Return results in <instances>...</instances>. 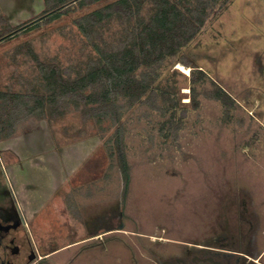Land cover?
I'll return each mask as SVG.
<instances>
[{"label":"rangeland","instance_id":"1","mask_svg":"<svg viewBox=\"0 0 264 264\" xmlns=\"http://www.w3.org/2000/svg\"><path fill=\"white\" fill-rule=\"evenodd\" d=\"M112 1L0 42V90L35 81L38 63L21 50L25 44L41 62L64 68L86 59L91 47L75 20ZM29 3L0 11V31L46 8L45 0ZM184 54L235 99L232 117L208 96L210 82L199 87L194 107L192 67L186 72L176 64L180 127L167 135L162 124L171 113L143 104L119 123L130 166L125 200L111 154L117 126L83 120L72 107L63 117L30 118L12 137L0 132V209L20 210L40 248L58 249L41 264H154L153 253L176 252L178 242L215 241L221 224L241 216L258 226L264 249V0H221Z\"/></svg>","mask_w":264,"mask_h":264},{"label":"trees","instance_id":"2","mask_svg":"<svg viewBox=\"0 0 264 264\" xmlns=\"http://www.w3.org/2000/svg\"><path fill=\"white\" fill-rule=\"evenodd\" d=\"M100 1L104 0H45L46 8L39 16L0 31V42ZM220 1L114 0L106 3L75 20L91 51L86 59L65 68L54 62H41L31 44H25L21 50L37 60L38 73L24 90H0L3 137H12L17 127L30 118L63 117L72 107L81 113L83 120L106 121L109 129L117 126L111 154L117 157L125 200L130 166L124 127L119 123L133 107L143 104L163 116L171 113L162 124L167 135L180 127L175 126L182 120L176 116L181 103L176 76L182 73L173 69L176 64L192 67L189 82L194 107L199 105V87L210 82L213 89L208 96L221 102L225 116L232 117L230 111L236 106L235 99L184 54L203 32ZM196 46L200 47L201 42Z\"/></svg>","mask_w":264,"mask_h":264},{"label":"flooded vegetation","instance_id":"3","mask_svg":"<svg viewBox=\"0 0 264 264\" xmlns=\"http://www.w3.org/2000/svg\"><path fill=\"white\" fill-rule=\"evenodd\" d=\"M246 219L241 216L235 224H221L215 241L178 242L176 252L153 253L154 264H264L258 226L252 218ZM56 250L40 248L20 210L10 214L0 209V264H41Z\"/></svg>","mask_w":264,"mask_h":264},{"label":"crops","instance_id":"4","mask_svg":"<svg viewBox=\"0 0 264 264\" xmlns=\"http://www.w3.org/2000/svg\"><path fill=\"white\" fill-rule=\"evenodd\" d=\"M17 1L19 2V4H30L29 0H0V11H9L12 8H18Z\"/></svg>","mask_w":264,"mask_h":264},{"label":"bare ground","instance_id":"5","mask_svg":"<svg viewBox=\"0 0 264 264\" xmlns=\"http://www.w3.org/2000/svg\"><path fill=\"white\" fill-rule=\"evenodd\" d=\"M179 67L183 70H185L186 72H189V68L188 67H185L183 66L182 64L179 65Z\"/></svg>","mask_w":264,"mask_h":264}]
</instances>
